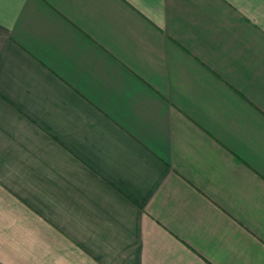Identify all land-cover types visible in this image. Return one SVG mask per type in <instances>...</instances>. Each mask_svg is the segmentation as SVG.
Masks as SVG:
<instances>
[{"label":"crops","instance_id":"1","mask_svg":"<svg viewBox=\"0 0 264 264\" xmlns=\"http://www.w3.org/2000/svg\"><path fill=\"white\" fill-rule=\"evenodd\" d=\"M0 264H264V0H0Z\"/></svg>","mask_w":264,"mask_h":264}]
</instances>
